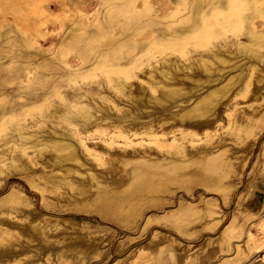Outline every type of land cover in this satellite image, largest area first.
I'll return each instance as SVG.
<instances>
[{
  "label": "rangeland",
  "instance_id": "obj_1",
  "mask_svg": "<svg viewBox=\"0 0 264 264\" xmlns=\"http://www.w3.org/2000/svg\"><path fill=\"white\" fill-rule=\"evenodd\" d=\"M214 1L0 0V143L14 138L0 162V264H264V57L237 43L248 30L240 19L254 4L222 0L225 12L210 15L198 37L149 45L200 23ZM255 21L264 27L262 17ZM215 49L237 65L226 74L246 67L234 87L240 92L228 108L220 103L222 120L208 135L190 128L199 136L172 140L170 124L164 132L157 120L188 108L196 95L161 111L134 92L144 86L158 95L153 80L202 87L198 57ZM133 120L142 134L125 143L118 132L134 133ZM52 129L76 132L99 154L78 145L98 175L82 178L84 194L66 185L42 192L41 173L23 177L10 167L14 147L33 141L21 132H36V140ZM150 130L166 133V141Z\"/></svg>",
  "mask_w": 264,
  "mask_h": 264
},
{
  "label": "bare ground",
  "instance_id": "obj_2",
  "mask_svg": "<svg viewBox=\"0 0 264 264\" xmlns=\"http://www.w3.org/2000/svg\"><path fill=\"white\" fill-rule=\"evenodd\" d=\"M229 1L231 2L232 0H229ZM246 2H248V4H249V2H252L254 4V8L253 9L256 8V10H253V12H251L245 19H243V18L240 19L241 22H244L247 25L248 30H247L246 37L244 39H239L237 43H238L239 47H241V49L246 50L248 53L251 54V56L262 59V57H264V54H262L261 50H257V49H260V48L264 47V27L263 28H258V26H256V21L255 20H256L257 17H260V18L262 17L264 19V6H261V5L264 4V0H247V1L245 0V3ZM222 3H223L222 0H215L210 5L209 9H207V11L204 10L202 12V14H201L202 16H201L200 23L195 24L194 26H192L191 28H189L187 31L184 32V30H183V31L177 32V33L170 32L169 33V36L170 37L168 39L165 38V36H163L165 34L156 35L155 37H153L154 39H153V41H151L149 43V45L150 46L151 45H154L155 46L156 44L157 45L159 44V46L160 45L163 46V45H165V43L167 41L168 42H173V41H179L180 39H190V38H193V37H198L199 34L201 35L202 34L201 32H203V29L204 28L202 27V25L205 24V23H208V20H209L210 15L212 16V15H216L217 13L222 14L223 12H225L226 8H223ZM248 8H250V5H249ZM172 45H175V44L173 43ZM222 48H225V46L222 47ZM140 51H137V52H139L138 54H140ZM258 51H260V52H258ZM242 53H244V52L242 51ZM196 54L197 53H195L194 55H196ZM203 54L204 55H200L198 57V59H199V61L201 63V67L203 69V73H206V77L203 78L202 80H201V78L200 79L197 78V81H201V82L204 83L203 85H201L202 87H199L197 89H194V87H190V88L187 87L186 88V86H182V85H179V84H168V82H164L163 83L162 81L160 82L158 80H153L152 81L153 82V88L150 86V89H157L159 91L158 92L159 94L157 93L158 95H156V96L151 95L154 91L149 94L148 93V89L145 88L144 86H139V88H141L140 92L138 91L139 93L136 92V90L134 92V93H137V95L136 94L135 95L137 97V100L139 99L138 101H142V100H144V101L147 100L148 101V99L149 100L151 99V101L153 100L155 103L153 104L152 103L153 101H152L149 104H153V107L156 110L157 109H159V110L162 109L163 110L164 108H168V106H171V105H173V106H171L172 108L174 107L173 110L174 109H178L179 108V105H180L179 103L186 102V101H182L181 100V96H183V95L186 94V95H188L187 97L189 99V97H190L189 95H191V96L196 95L194 99L190 98V99L193 100V102L191 104L189 102H187V103L190 104V106L188 108L185 107L183 109V107H181L182 110L180 109V111H176V112H174L175 110L174 111H171L172 109H170V111L168 113H171V114H168V116H166L165 113H164L162 115H165V117H163L160 120H157V124L159 123V127L164 128V132L166 131V129H165L164 126L166 124H170L169 127L167 126L166 128L170 130V133L172 134V140L177 139L179 133H180V135H183V136H184V134L185 135L186 134H188V135L190 134L191 136H193V135L194 136L195 135L196 136H199V134L197 133L199 130H203V132L206 135H208V132H209L208 130H210V128L215 123H218V125H219V122H221V120H222V117L219 114L221 112V111H219L220 110V107L222 106L224 108H228L230 106L231 101L233 99L234 91L236 90V89H234V87L238 83H240V81L243 79L242 77H243V75L245 73V68L246 67L244 69H242V70L240 69L238 71H234L233 73L230 71L231 73H227L226 74V70L228 68H229V70L232 69V68L234 69V67H235L236 64H233L232 63L231 65H233V66H229L230 60L225 56V53L222 52L220 49L212 50L209 54H206V55H205V53H203ZM238 56H240V55H238ZM238 59H239V57H238ZM193 60H195V59H193ZM172 61H173V59H172ZM215 61H217L218 64H216ZM240 61H243V59L240 60ZM246 62L247 61L245 60L243 62V64H246ZM170 63H171V61H170ZM237 64H239V63H237ZM129 65H130V63L129 64H125V65L119 64L117 66H112V67H115L117 70L120 71V70H123L124 68L125 69L126 68L128 69L129 68ZM156 72H158V71H156ZM159 72L162 73L163 75L167 76V73L165 72L164 69H159ZM159 72H158V74H159ZM168 72H170V71H168ZM154 74H157V73H154ZM171 74H172V72H171ZM150 76H152L151 73L148 76V79H149ZM150 79H151V77H150ZM191 79L193 81V78L192 77H191ZM144 81H145V79H144ZM169 81H171V79ZM205 87H207V88L204 91L203 88H205ZM201 89L204 92L202 91V93H199V91ZM236 92L238 94V92H240V89L236 90L235 93ZM135 95H134V97H135ZM131 96H132V94H131ZM131 96L129 98H131ZM258 96H259V94H258ZM132 99L134 100V98H132ZM138 101H136V102H138ZM144 101H142V103ZM220 103H221V106L219 107ZM138 104H141V103H138ZM146 105H147V103H146ZM183 105L184 104L182 103V106ZM185 105H187V104H185ZM148 107H150V106H148ZM54 108H55V110H53L52 113L53 114L55 113L56 115H59V113L61 112L60 109L58 107H54ZM149 111L150 110H148V112ZM78 112L80 113V111H78ZM154 112H156V111H154ZM85 113H86V111H85ZM86 115H87V113H86ZM86 115L85 116L84 115H80V116L81 117L82 116L87 117L88 120L90 119L89 116L90 115L92 116V114H89V116H86ZM261 115H263V114H260L259 116H261ZM69 116L70 115H68V117ZM96 116H98V115H96ZM250 116H253V115H250ZM152 117H153V115H152ZM154 117H156V116H154ZM71 119H74V118L71 117ZM105 119L106 120L108 119V121H109L110 118H105ZM147 119H149V118H147ZM85 120H86V118H85ZM258 120H259V117H258ZM126 121H127V119H126ZM137 123H138L137 120L136 121L133 120V122L131 123L133 126H135V128L133 127V130H135V132L132 133V134H127V133H125L123 131H119L118 130L119 131L118 132V135L124 139V142L125 143H129L130 144L131 142H134V139H132V137L133 136H136V135L138 136V134L140 135V133L142 134V132L139 131V127L136 128ZM81 124H82V122H81ZM149 126L151 127V125H149ZM146 128H148V127H146ZM190 128H193V129L197 130V132H194L195 130H193V129H192L193 131L190 130ZM161 131L163 132L162 129H161ZM33 132H35V131H33ZM48 132H49V134L47 133L48 135H46L45 137H42V138L40 137V138H38L36 140H34L35 139L36 132L35 133H31V132H21V135L23 136V138L25 140H27L28 138L31 140L32 138H30V137L34 136L33 137V141L30 144H28L26 141H25L26 142L25 143L24 140L21 139V140H23V142L21 143L22 144V147L20 149H18V150H17L16 147H14L15 148V151L17 153L16 154L14 153L15 156L13 154V156L11 157L12 160H11L10 167H12L13 169H15V170H17L19 172H22L21 175L23 174V177L24 176H29V175L31 176V175H33L32 173H34V175H35V173L36 174L37 173H41V174H38V176H41L40 177V182H41V179L45 178L44 179V181H45L44 182V186L45 187L43 186L44 188H42V192L44 190H49L52 193L54 191L55 192H59L61 189H63L62 188L63 185H66V186L71 187L72 191L74 190L77 193L82 194L84 191H86V190L89 189L87 187V184H85L86 181H83L85 179L82 180V178H85V177L87 178V176L88 177L90 176L91 179L92 178L93 179H96V178H98V175L93 170V167L89 166L85 162V160H83V158H81L80 151H79V147L81 146L80 144H84L85 145V148H86V150L88 152H92V150H94V149L90 148V146L87 145V143L85 144V142L82 140V138L77 137L78 134H76V132H70L69 133V132H65V131L60 130V129H52L51 132L50 131H48ZM149 133L150 134L152 133L151 135H153L154 137H156V139H159L160 140V141L158 140L159 142L166 141L165 140L166 138H164V137L167 136V135H165L166 133H162V135H161V134H159L160 132L159 133L157 131H152L151 132V130H150ZM75 140H76V142H75ZM12 141H14V138H7V140H5L4 142H1L0 143V145L2 146L1 147L2 150H0V162H5V159H7V156L9 155L8 153H10L9 152L10 150L8 148L5 149V147H7ZM111 141H113V139H111ZM107 142H109V140H107ZM78 145H80V146L78 147ZM31 147L32 148L33 147H36L37 148L36 149L37 151H35L34 153L32 152V154L29 153L28 149L31 148ZM13 151H12V153H13ZM21 153H23L22 154L23 155V158H22ZM92 153L95 154V155H99L97 152H94V151ZM185 154H187V153H185ZM10 155H11V153H10ZM40 159H41V161L43 160L44 162L41 163L42 165H41V168L40 169L38 167H36L37 169H35L34 168L35 167L34 165H38V163L40 162L39 161ZM136 160H137V158H136ZM126 162H128V161H126ZM8 163H10V162H8ZM85 170L88 172L87 174H86V171ZM4 173H5V171H3L0 168V175L2 176ZM10 173L11 172H9V174ZM78 175H81L80 176L81 178L80 177H77ZM38 176L36 177V179L38 178ZM42 176H43V178H42ZM102 176L103 175H101V177ZM32 179H33V177H32ZM29 181L31 182V180H29ZM43 197H44V195H43ZM28 198H29V196H28ZM34 229H35L36 234L39 237H41L43 240L48 239V237H49L48 236V233H46V231H44V229L43 230L41 228H34Z\"/></svg>",
  "mask_w": 264,
  "mask_h": 264
},
{
  "label": "crops",
  "instance_id": "obj_3",
  "mask_svg": "<svg viewBox=\"0 0 264 264\" xmlns=\"http://www.w3.org/2000/svg\"><path fill=\"white\" fill-rule=\"evenodd\" d=\"M258 182L259 183H261V185H262V183L264 182V180L263 181H261V180H258ZM262 188H264V185L263 186H261Z\"/></svg>",
  "mask_w": 264,
  "mask_h": 264
}]
</instances>
